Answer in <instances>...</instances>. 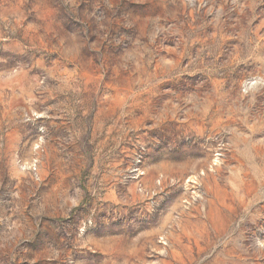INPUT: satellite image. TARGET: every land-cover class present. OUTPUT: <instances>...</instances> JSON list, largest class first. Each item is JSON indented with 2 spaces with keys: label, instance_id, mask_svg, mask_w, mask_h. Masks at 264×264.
<instances>
[{
  "label": "rangeland",
  "instance_id": "1",
  "mask_svg": "<svg viewBox=\"0 0 264 264\" xmlns=\"http://www.w3.org/2000/svg\"><path fill=\"white\" fill-rule=\"evenodd\" d=\"M0 264H264V0H0Z\"/></svg>",
  "mask_w": 264,
  "mask_h": 264
}]
</instances>
